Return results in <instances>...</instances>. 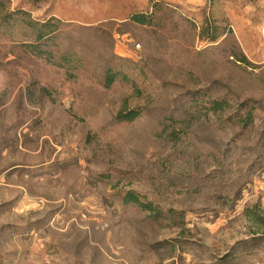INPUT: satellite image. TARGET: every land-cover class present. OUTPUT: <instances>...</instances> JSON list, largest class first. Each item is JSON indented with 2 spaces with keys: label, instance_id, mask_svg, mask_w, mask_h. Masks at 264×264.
<instances>
[{
  "label": "rangeland",
  "instance_id": "rangeland-1",
  "mask_svg": "<svg viewBox=\"0 0 264 264\" xmlns=\"http://www.w3.org/2000/svg\"><path fill=\"white\" fill-rule=\"evenodd\" d=\"M0 264H264V0H0Z\"/></svg>",
  "mask_w": 264,
  "mask_h": 264
},
{
  "label": "trees",
  "instance_id": "trees-1",
  "mask_svg": "<svg viewBox=\"0 0 264 264\" xmlns=\"http://www.w3.org/2000/svg\"><path fill=\"white\" fill-rule=\"evenodd\" d=\"M131 20L137 24H141V25L146 24V20L143 15H134L132 16ZM54 22H55L54 19H50L44 23H32V22L28 23V26L31 28V31H32V36H33L32 41L37 43L43 40L48 35H51L52 33H54L56 30L54 28ZM211 40H214V38H211ZM113 80H114V76L111 73H108L105 77V85L109 86L113 82ZM138 115H139V111L131 110L125 114L120 115L119 119L125 120V121H131L134 118H136ZM129 198L130 197H127L126 201ZM132 200L134 199L132 198Z\"/></svg>",
  "mask_w": 264,
  "mask_h": 264
}]
</instances>
